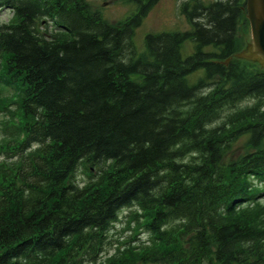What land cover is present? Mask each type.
I'll return each mask as SVG.
<instances>
[{
	"label": "trees",
	"instance_id": "trees-1",
	"mask_svg": "<svg viewBox=\"0 0 264 264\" xmlns=\"http://www.w3.org/2000/svg\"><path fill=\"white\" fill-rule=\"evenodd\" d=\"M148 7L0 0V264H264V69L225 61L244 0L182 2L190 29L137 53ZM123 210L148 242L99 260Z\"/></svg>",
	"mask_w": 264,
	"mask_h": 264
},
{
	"label": "rangeland",
	"instance_id": "rangeland-1",
	"mask_svg": "<svg viewBox=\"0 0 264 264\" xmlns=\"http://www.w3.org/2000/svg\"><path fill=\"white\" fill-rule=\"evenodd\" d=\"M185 0H158L152 6H150L144 15L142 16L138 26L134 28L131 43L134 48V52H140L142 50V40L146 34H155L161 32H184L190 29V25L184 19L183 15L179 12V4ZM205 2L210 0H203ZM84 2L92 7L99 9L101 8V15L104 17L108 23H114L120 20L121 18L129 15L133 11V7L131 2L126 0H112V2H106L104 5H99L100 0H84ZM104 6V7H103ZM11 17V13L7 9H2L0 11V21L6 22ZM239 22L236 25V32L238 31ZM235 32V35H236ZM237 40V39H236ZM238 44V42H237ZM238 48V47H237ZM192 43L188 41H184L181 47V56L184 57L191 52ZM202 73L201 70H197L194 73L188 76V80L194 81V79L200 76ZM8 95L7 90L4 91V94ZM5 98L1 99L0 104L3 103ZM6 101V99H5ZM15 106L10 104L8 107V111L12 113L9 116L6 113L0 114V125L5 121H9V125L14 123L13 115L15 112ZM4 118V120H3ZM243 147V144L240 141H237L232 148L230 149L228 156L233 157L236 152ZM93 170H91L92 172ZM87 171L84 170L82 165H79L73 175L74 180L81 185L85 181L88 180ZM93 176L97 175V172L92 173ZM127 213L122 212L118 219L113 224V227L108 232V244L104 246L103 252L99 254V260H104L107 257L111 256L116 247H121V244L124 242H129L130 244H139V243H147L148 237L146 233H137L132 240H129L131 235L130 227L132 226V222L127 224Z\"/></svg>",
	"mask_w": 264,
	"mask_h": 264
},
{
	"label": "water",
	"instance_id": "water-1",
	"mask_svg": "<svg viewBox=\"0 0 264 264\" xmlns=\"http://www.w3.org/2000/svg\"><path fill=\"white\" fill-rule=\"evenodd\" d=\"M245 3V18L249 24L251 49L247 50L244 54L237 55L239 59L244 60L254 69L264 67V0H244ZM249 32L246 22L239 21L238 31L236 32V39L238 42V50L247 47L249 41ZM243 51V50H242ZM242 51L240 53H242ZM259 58V63L252 59ZM237 57V58H238Z\"/></svg>",
	"mask_w": 264,
	"mask_h": 264
},
{
	"label": "flooded vegetation",
	"instance_id": "flooded-vegetation-1",
	"mask_svg": "<svg viewBox=\"0 0 264 264\" xmlns=\"http://www.w3.org/2000/svg\"><path fill=\"white\" fill-rule=\"evenodd\" d=\"M135 4L139 6H146L152 3L157 2L158 0H132ZM106 2H112V0H101V5H104Z\"/></svg>",
	"mask_w": 264,
	"mask_h": 264
},
{
	"label": "bare ground",
	"instance_id": "bare-ground-1",
	"mask_svg": "<svg viewBox=\"0 0 264 264\" xmlns=\"http://www.w3.org/2000/svg\"><path fill=\"white\" fill-rule=\"evenodd\" d=\"M2 9H6V8H2ZM52 23V22H51ZM87 173H88V169H87ZM88 175L89 174H87V177H88ZM89 177H90V175H89ZM89 179V178H88ZM90 179H93V178H91L90 177ZM88 181V180H87ZM86 182V181H85ZM84 182V183H85ZM77 183V182H76ZM78 184V183H77ZM83 184V183H82ZM81 184V185H82ZM79 185V184H78ZM81 185H79V186H81ZM122 212H124V213H127V211L126 210H123V211H120V212H117V214H116V216L118 215V217H119V215L122 213ZM125 216H127V214L125 215ZM118 217H117V221H119V219H118ZM127 218V217H126ZM115 222H113V224H114ZM113 224H112V226H110V228H109V230H108V232L110 231V229L113 227ZM107 236H108V233H107Z\"/></svg>",
	"mask_w": 264,
	"mask_h": 264
}]
</instances>
